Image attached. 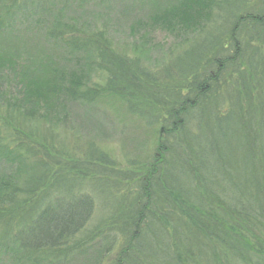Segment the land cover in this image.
Returning <instances> with one entry per match:
<instances>
[{
	"label": "trees",
	"instance_id": "trees-1",
	"mask_svg": "<svg viewBox=\"0 0 264 264\" xmlns=\"http://www.w3.org/2000/svg\"><path fill=\"white\" fill-rule=\"evenodd\" d=\"M254 1L259 0H225L219 5L213 0H169L167 10L164 8L160 17L161 26L175 32L179 41L192 38V29L196 37L191 44L183 41L178 44V50L184 47L182 51L169 53L170 61L160 74V83L140 69L141 61L136 60V55L134 60L114 55L101 33L90 40L87 36H66L65 26L59 21L48 30L49 37L60 41V47H65L68 54L91 50L100 58L98 64L108 78L103 87L83 91L79 79L57 76L61 82L68 83L67 93L74 101H88L107 92L122 100L134 116L148 124L161 125L155 154L158 156L145 168L134 169L132 173L127 171L131 175L112 171L123 176L122 182L118 180L113 185L117 191L114 194L110 191L116 197L114 211L99 225L85 230L89 234L87 239L93 237L101 241L97 242L100 249L104 246L103 253H110L113 245L117 246L115 259L109 264H264V245L255 239L264 237V187L253 205L241 196L232 200L233 197L226 196V187L218 182V174L223 173L222 164L217 162L224 157L222 152L226 148L228 160L222 162L230 163L224 168L235 175L231 164L238 160L233 155L238 146L223 147L221 141L225 144L224 140L231 135L224 124L226 114L234 111L243 127L241 130L248 131L251 137L249 119L258 117L261 107L264 126V101L255 103V97H264V5L254 8ZM27 2L7 0L5 4L0 0L4 11L0 34L8 28L6 21L12 11ZM44 7L46 0H37L32 5L31 15L37 17ZM188 32L192 34L186 37ZM240 68H245L247 73L238 72ZM254 87L258 93L255 96L251 92ZM35 90L38 92L39 88ZM221 99L227 101V107L240 99L247 103V110L244 113L236 106L226 112ZM195 109L197 113H193ZM5 110L9 116L5 118L7 122L0 120V155L5 159L12 160V155L18 159V147L27 145V153L34 154L37 150L42 156L38 162L42 172L23 187L0 180V231L5 233L0 243L7 244L11 238L7 233L14 224L20 231L25 220L33 215V222L32 216L29 223L34 226L30 234L34 242L28 257L38 252L44 256L59 254L71 237L87 227L94 201L79 193L77 198L67 197L66 205H60L56 199L50 201L49 196L59 184L83 177L96 179V174L91 172L95 166L56 157L59 154L64 157L66 151L33 134H25L24 130L21 132L12 118L15 113ZM21 115L33 116L34 111L23 110ZM14 118L17 120L18 116ZM193 119L197 128L194 135L187 130L188 121L191 125ZM262 134L264 136L263 127ZM21 136L28 141L20 140ZM190 137L195 141L192 149H187V144L181 148L175 141L183 138L187 142ZM262 141L264 137L258 146L264 150ZM245 148V145L241 147L242 155ZM250 148V152H254L255 148ZM207 155L216 170L210 167L211 159L208 160ZM253 155L255 158V152ZM96 160L100 171H110L103 158ZM240 161L243 171L248 170V161ZM66 188L71 190L70 186ZM47 201L52 204L47 205ZM2 248L7 250L6 246Z\"/></svg>",
	"mask_w": 264,
	"mask_h": 264
},
{
	"label": "rangeland",
	"instance_id": "rangeland-1",
	"mask_svg": "<svg viewBox=\"0 0 264 264\" xmlns=\"http://www.w3.org/2000/svg\"><path fill=\"white\" fill-rule=\"evenodd\" d=\"M213 1L218 2L219 5L225 0ZM6 2L7 0H4L5 4ZM35 2L37 0L34 2L28 0L25 6L20 5L15 8L10 19L6 21L8 28L0 34V120L7 122L5 118L9 113L5 109H9L11 113H15L12 118L21 132L24 130L25 134H33L35 138L45 139L47 143L66 151L67 155L64 157L61 154L56 157L65 160L68 157L76 160L77 163H89L91 167L95 166L94 172L90 171L96 174V179L83 177L74 182L59 184L49 196L50 201L56 199L60 205H66L67 197L77 198L83 194L90 196L94 204L90 210L87 227L76 237H71L64 248L59 250V254L55 252L44 256L43 253L38 252L35 256L28 257L30 245L32 246L34 242V238L30 236L34 226L29 223L33 215L26 219V223L21 227L20 231L23 235L14 224L7 233L11 235L7 244L0 243L7 248L4 251L0 246V264H109L115 259L117 246L113 245L110 253H103L104 246L100 249L97 242L100 240L93 237L91 240L87 239L89 234L86 231L92 229L94 225H99L114 211L116 197L111 195L110 191H113V194L117 191L113 185L118 180L122 182L123 176H118L112 171L122 174V172L145 168L148 162L153 161V157L158 156L155 154L160 142L158 132L161 125L148 124L144 119L134 116L122 100L107 92L88 98V101L84 99L74 101L67 93L70 87L66 88L68 83L61 82L57 76L69 80L79 79L83 91L92 87H103L108 78L100 69L101 65L98 64L100 58L95 57L91 50L83 49L68 54L65 47H60V41L49 37L48 30L59 21L67 27H64V31H67L66 36L71 34L80 38L87 36L90 40L93 35L101 33L116 53L114 55L128 57L131 60H134L136 55L138 57L136 60L141 61L140 69L149 72L158 83L162 80L160 74L169 64L168 56L171 55L169 53L182 51L184 47H179V50L177 48L182 41L191 44L190 41L196 37L195 31L192 29L193 34L188 32L185 35L188 37L192 34V38L179 41L180 38L178 35V38L175 36V32L161 26L160 17L165 11L163 9L167 10L169 0H46V8L44 7L43 12L37 17L31 15L32 5ZM262 5L264 0L253 2L254 8ZM3 13L0 3L2 19ZM241 68L238 72L247 73L245 68ZM36 88H39L38 92ZM253 90L250 91L254 96L258 94L256 87ZM240 99L237 102L234 100L230 107H227L226 100L221 99L225 102L222 106L226 112L239 106L245 113L247 103ZM256 101L263 103L264 97L262 99L255 97V103ZM23 110L34 111V115H21ZM261 111L260 107L257 111L258 117L249 119L252 129H248L252 131L251 137L248 131L247 135L245 130H241L243 127L234 111L226 114L224 124L227 125V130L232 136L228 134L230 137L227 136L228 138L224 140L225 144L220 140L223 147L238 146L237 152L233 154L238 160L231 164L235 175H231L232 173L224 168L230 165L222 162L228 160L225 157L226 148L222 152L225 158L222 157L217 161L222 164L223 173L218 174L220 176L218 182L222 187H226L224 190L226 196L233 197L232 200L241 196L240 198L250 205L255 204L254 200L256 201L260 189L264 187V150L258 146V143H261L259 141L264 137ZM16 116H18L17 120L14 118ZM211 116L213 117V114ZM63 120L65 123L62 122ZM194 121L196 122L193 119L191 125L190 120L187 123V130L193 135L197 131ZM0 129L2 130L1 127ZM205 137L207 139L209 136ZM189 139L186 142L183 138H176L175 141L181 148H185L187 144V149H192L195 141L192 137ZM20 140L28 141L23 136ZM244 145L246 148L242 155L241 147ZM262 145L264 148V144ZM26 146L18 147V159L13 155L12 160L2 158L0 155V180H9L12 185L23 187L32 177H37L42 172V167L38 163L42 156L38 155L37 150L34 154L27 153ZM252 146L253 149L255 148L253 150L255 158L252 157L254 152H250ZM98 158H103V161L107 162V169L110 168V171H100V167L97 166L99 162L96 160ZM242 158L248 161L246 168L248 170L243 171L240 161L243 160ZM210 159V167L216 170V165L209 156L208 160ZM46 162L49 161L46 159ZM181 163L183 164L182 160ZM68 186L71 187L70 191L66 188ZM69 192L73 195H69ZM48 204L52 203L47 201ZM34 218L33 216L32 222ZM3 235H5L4 231H0L1 238ZM19 236H21L20 240L17 239ZM255 239L261 246L264 245V237L258 236ZM80 243L85 245L81 247ZM158 256L160 258V254ZM31 260L38 261L33 263Z\"/></svg>",
	"mask_w": 264,
	"mask_h": 264
},
{
	"label": "bare ground",
	"instance_id": "bare-ground-1",
	"mask_svg": "<svg viewBox=\"0 0 264 264\" xmlns=\"http://www.w3.org/2000/svg\"><path fill=\"white\" fill-rule=\"evenodd\" d=\"M193 113H197V110L195 109V110L193 111Z\"/></svg>",
	"mask_w": 264,
	"mask_h": 264
}]
</instances>
